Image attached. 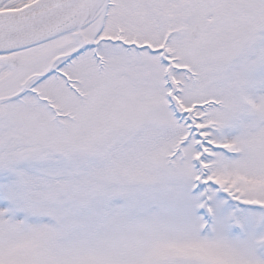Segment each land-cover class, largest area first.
Returning a JSON list of instances; mask_svg holds the SVG:
<instances>
[{
    "label": "snow or ice",
    "instance_id": "6c2138e0",
    "mask_svg": "<svg viewBox=\"0 0 264 264\" xmlns=\"http://www.w3.org/2000/svg\"><path fill=\"white\" fill-rule=\"evenodd\" d=\"M0 264H264V0H0Z\"/></svg>",
    "mask_w": 264,
    "mask_h": 264
}]
</instances>
